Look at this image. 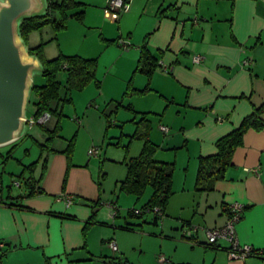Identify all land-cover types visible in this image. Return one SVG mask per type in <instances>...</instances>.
Instances as JSON below:
<instances>
[{
	"label": "crops",
	"instance_id": "obj_1",
	"mask_svg": "<svg viewBox=\"0 0 264 264\" xmlns=\"http://www.w3.org/2000/svg\"><path fill=\"white\" fill-rule=\"evenodd\" d=\"M76 1L82 4L69 12L70 20L83 11V17L77 19L84 29L98 34L99 41L90 50L83 47L72 55L97 58L98 84L94 83L99 93L111 98L106 107L116 104L119 96L113 90H123L132 76L128 88L151 92L141 111L151 124L150 114L156 113L160 125H170L161 118L169 107L182 116L174 124L185 131L180 138H185L187 161L183 176L181 172L177 178L173 176L174 193L165 212V217L181 223L178 229L186 231L181 236L188 241L182 245V253L188 255L179 256V261L264 264L256 256L233 259L227 243L208 245L206 235V229L225 225L230 204L240 202L245 205L236 224L240 243L264 249V127L245 132L222 178L205 190L196 187L200 157L217 154L218 141L264 105V0H130L118 20L108 14L109 0ZM143 52L150 56L146 60V67L152 68L150 75L138 68ZM195 55L203 57L200 63L193 62ZM63 74L66 80V72ZM74 92L68 93L71 103ZM87 92V109L74 117L77 126L72 135L62 134V117L50 115L37 136L27 133L11 144L7 162L11 158L23 164L13 156V149L26 138L32 139L40 153L23 165L22 175L8 165L1 171V181L10 174L20 190L13 193L9 186L5 192L0 186V264H113L117 258L130 264L124 257L127 241L120 232L140 231L149 222L159 224L154 215L147 218L119 212L105 219L98 214L105 195L100 144L107 138L112 120L107 118V108L93 107V89L89 87ZM66 103L70 102L59 109ZM261 117L264 120V111ZM58 122L60 134L48 144L44 128L54 129ZM162 126L163 134H168ZM92 146H100L97 155H89ZM18 176L26 178L25 184L19 183ZM66 196H71V206L66 205ZM111 240L117 242L118 252L112 250ZM168 258L160 262L166 263Z\"/></svg>",
	"mask_w": 264,
	"mask_h": 264
},
{
	"label": "rangeland",
	"instance_id": "obj_2",
	"mask_svg": "<svg viewBox=\"0 0 264 264\" xmlns=\"http://www.w3.org/2000/svg\"><path fill=\"white\" fill-rule=\"evenodd\" d=\"M55 16L61 18L62 14L56 12ZM70 18L72 17H68L67 19V27L60 30L58 33H56L51 23L44 24L41 29L33 30L29 35L28 45L32 47L35 42H37V44L44 42L43 50L47 58H52L62 52L65 55L77 54L78 50L83 47L90 50L92 46L99 41V35L93 34L89 29H84L77 17H74L75 19L72 20H70ZM119 65L121 69L120 73L122 74L124 71V63L121 62ZM63 73V71L60 72L59 77L64 78L63 82H65V74ZM131 80L132 76L127 79L123 90H113L117 91L119 99H117L118 101L116 104L114 103L108 108L106 107V102L111 100V98L106 94L99 93L100 89L96 87L94 81L90 82L82 90L74 89V102H70L71 104L66 103L64 109L61 107L62 111L64 110L62 123L65 124V127L63 125L62 134L66 136L72 135L76 129L77 122L74 120V117L77 112L79 111L82 114L87 109V96L89 95L87 91L89 87L93 89V94L95 96L93 100H95L96 105L93 107L101 106L102 110L103 108H107L108 115L110 113L111 117L107 116V118L111 119L113 124L111 123V125H109L108 136L103 144H100L102 147L101 160H103L101 174H105V179L103 180L105 197L103 196V204L98 207V214L105 219L108 218V216L111 217L113 214H118L119 212H121V215H127L129 213L128 209L137 208L138 210H141L143 204L147 202L153 192V188L148 186L143 194L138 197L134 193L120 190L119 181L127 175L125 160H129L131 157L140 154L145 143L144 134L149 132V138L158 145L155 151L156 157L160 158V160H167L169 162L174 161L175 178H177V175L180 172L181 177L183 176L182 173L185 171V165L183 164L185 160L187 161V145L184 146L186 143L184 140L185 138H180V135L185 136V131L182 133L180 129L181 125L174 124V122L177 123L178 118L182 116L170 107L165 110L161 118H164L165 122H169L170 125H165L168 128V134L164 135L161 130L162 125H160L159 122L160 115L151 113L150 116H153L154 120L153 124H151V128L148 129L144 125L145 121L141 120L143 115L141 114V111H143L144 109L142 108L149 103L145 97L151 92H140L132 86H129L128 88V83H130ZM45 81V77L35 73V84L40 85ZM110 81L115 80L111 78ZM35 101H37V97L36 92L34 91L30 94L29 102L26 107L28 119L33 118ZM52 116L59 118L54 114ZM53 117L49 122L50 125L52 124V121H54ZM114 121H116V124H114ZM188 121L189 119L187 117L186 122ZM26 131L31 135L37 136L39 132L43 131V129L39 124L30 125L28 123ZM135 131H138L141 136L131 138L130 135ZM31 140L32 139L30 138L23 139L20 141V144L13 149V156L15 158H21L20 160L23 161L22 165L18 162L19 159L8 158V162L7 159H5L7 153H10V150L13 148L12 145L0 147V186L3 185L4 188H6L5 192H7L9 186L12 187L13 193L19 191L20 188L17 184H14L13 181L11 182L10 174L4 175L5 178L1 181V171H3L4 167L8 165V167L13 168L12 172L17 175L21 172L22 175V172L24 171L23 165L30 163L38 157L40 150L34 146V143H32ZM92 147L100 149V146ZM28 148L30 149V152L26 150ZM97 161L99 162L98 167H100V158H97ZM30 171L31 169L28 170L27 176H29ZM17 179L20 184L21 181L22 184H25L26 178L18 176ZM111 199H113V201H111ZM142 215L148 218L150 215L153 216V213L144 212ZM180 225L181 223L177 219L170 216H164L159 220L158 225L149 222L146 223L144 228L140 231L120 232L123 239L127 241V250L124 252V257L129 259L130 264H185L179 260L183 255H188L187 252L182 253V245L188 241L181 240L184 231L180 227L178 229V226ZM178 243L181 245L179 248H177L179 246ZM172 253H176V256L174 254L172 255ZM166 256H169L171 259L168 258L169 261L166 263L160 262V260L165 261ZM174 256L175 259L173 258Z\"/></svg>",
	"mask_w": 264,
	"mask_h": 264
},
{
	"label": "trees",
	"instance_id": "obj_3",
	"mask_svg": "<svg viewBox=\"0 0 264 264\" xmlns=\"http://www.w3.org/2000/svg\"><path fill=\"white\" fill-rule=\"evenodd\" d=\"M48 8L45 15L33 17L30 19H22L20 24V34L28 43L29 35L33 30L41 29L46 23H51L58 33L60 30L67 27V19L70 17L69 12L80 7L82 3L76 0H47ZM56 12L62 14L61 18L55 16ZM81 19L83 11L72 15ZM43 44H37L34 47L29 46L31 54H37L45 69L43 76L46 81L37 85L34 84L32 92H36L37 101H35V118H39L45 113L56 115L59 118L63 116L60 105L64 102H71L70 93L74 89L82 90L90 82H96L97 58H84L79 55L58 54L56 57L48 59L43 50ZM150 56L143 52L138 68L144 70L148 75L151 74L152 68L146 67V60ZM66 72V80L63 82L60 77V72ZM67 92L62 93V89ZM67 93V94H66ZM264 111V105L257 108L254 113L244 119L242 124L231 133L218 141V153L211 156L200 157L199 169L197 173V190H205L211 187L214 180L222 178L228 166L232 165V155L235 149L242 145L243 136L249 128L257 130L264 127V120L261 117ZM145 121V126L150 129L151 122L145 115L141 117ZM48 134V144L57 135L60 134V124L57 123L54 129L44 128ZM131 138L139 137L141 134L135 131L130 135ZM145 143L136 157L125 160L127 166V176L120 182V190L128 193H134L140 197L148 186L153 188L152 196L148 203L141 209H130V213L136 216H141L144 212H151L154 215L155 221L159 222L166 215V207L173 195V176L174 163L162 162L155 159V151L157 146L149 138V132L144 134ZM119 143V142H118ZM35 164V163H34ZM33 165V164H32ZM30 167V166H28ZM159 208V209H158ZM138 210V211H136ZM264 261V256H256Z\"/></svg>",
	"mask_w": 264,
	"mask_h": 264
},
{
	"label": "water",
	"instance_id": "obj_4",
	"mask_svg": "<svg viewBox=\"0 0 264 264\" xmlns=\"http://www.w3.org/2000/svg\"><path fill=\"white\" fill-rule=\"evenodd\" d=\"M47 0H0V147L27 134L26 107L44 65L21 36L22 19L43 16Z\"/></svg>",
	"mask_w": 264,
	"mask_h": 264
},
{
	"label": "built area",
	"instance_id": "obj_5",
	"mask_svg": "<svg viewBox=\"0 0 264 264\" xmlns=\"http://www.w3.org/2000/svg\"><path fill=\"white\" fill-rule=\"evenodd\" d=\"M130 0H109L108 14L114 19L118 20L120 13L125 11L129 7ZM202 56L195 55L193 56V61L200 63ZM163 69L168 70L169 68L164 66ZM50 117V114L45 113L39 118H31L28 120L30 125L39 124L43 125L47 118ZM164 131H167V127L162 126ZM99 149L97 147H91L89 149V155H97ZM18 183V181H17ZM65 203L67 206L73 204L71 196L65 197ZM245 205L240 202H233L229 206V218L225 225L221 227L209 228L206 229L207 243L208 245L214 247H222L223 244L227 243L226 250L229 256L233 259H246L249 256H264V249L256 248L252 245L240 243L237 231L236 224L241 219ZM159 209V208H158ZM138 211V210H136ZM139 212V211H138ZM186 234V231H184ZM113 251L118 252L119 247L116 241L111 240L109 242ZM116 258V257H115ZM113 264H123L121 258L115 259Z\"/></svg>",
	"mask_w": 264,
	"mask_h": 264
}]
</instances>
